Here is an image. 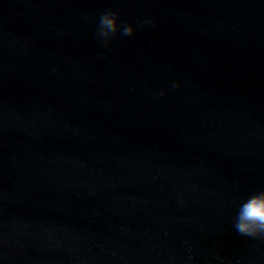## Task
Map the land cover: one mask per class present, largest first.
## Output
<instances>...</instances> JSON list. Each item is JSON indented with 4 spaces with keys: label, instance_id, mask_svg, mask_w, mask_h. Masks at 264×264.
<instances>
[{
    "label": "water",
    "instance_id": "water-1",
    "mask_svg": "<svg viewBox=\"0 0 264 264\" xmlns=\"http://www.w3.org/2000/svg\"><path fill=\"white\" fill-rule=\"evenodd\" d=\"M257 190L264 0H0V264H264Z\"/></svg>",
    "mask_w": 264,
    "mask_h": 264
},
{
    "label": "clouds",
    "instance_id": "clouds-1",
    "mask_svg": "<svg viewBox=\"0 0 264 264\" xmlns=\"http://www.w3.org/2000/svg\"><path fill=\"white\" fill-rule=\"evenodd\" d=\"M142 25L154 26L151 18L140 21ZM135 29L128 23H118V13L107 10L101 13L96 24V37L104 44L119 32L122 36H132ZM172 88H179L176 81L171 83ZM164 95V91L158 93ZM234 231L241 236L264 238V190H257L245 197L237 206L235 219L232 224Z\"/></svg>",
    "mask_w": 264,
    "mask_h": 264
}]
</instances>
